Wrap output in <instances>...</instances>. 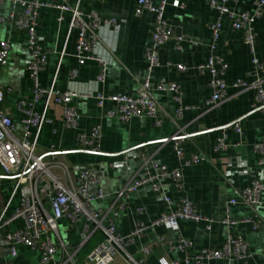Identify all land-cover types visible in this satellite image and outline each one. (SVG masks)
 Returning a JSON list of instances; mask_svg holds the SVG:
<instances>
[{
  "label": "crops",
  "instance_id": "0c3cea01",
  "mask_svg": "<svg viewBox=\"0 0 264 264\" xmlns=\"http://www.w3.org/2000/svg\"><path fill=\"white\" fill-rule=\"evenodd\" d=\"M52 3L53 0H40ZM157 4L160 0H152ZM181 7H167L165 16L175 32L184 37L179 49L173 42L167 43L160 51L159 66L151 74L154 85L159 82L174 83L182 93V115L178 117L177 103L168 90H153L152 95L158 104V116L161 125H156L150 118L132 119L122 122L117 117H109L107 112L113 104L107 102L99 107L94 98L98 91L107 96L116 93H127L135 96L140 84L148 74L146 50L153 44V33L156 16L145 12L136 16L134 9L137 0H82L79 9L88 20L93 12L101 17L102 28L99 32L100 46L98 53L107 62V75L104 83L97 82L100 72L99 63L91 60L78 66L76 55V32L72 33L68 42V24L70 14L64 15L59 21L61 12L52 7H45L39 13L38 41L48 53V66L41 74L43 87H48L54 77L65 47V56L58 70L56 89L61 92H75L77 97L72 104L80 114L79 131L90 136L94 127L101 130L100 153L93 154L79 148L76 140L77 131L67 127L63 110L60 105H53L47 115L51 119L46 123L39 135L38 144L42 155L50 154L60 164L71 166L72 173L77 176L82 171L96 173L101 179L103 197L93 204V209L107 212L103 220L109 226V219L114 217L113 200L125 186L146 177L147 172H155L153 163L166 166L169 171L180 170L184 189L179 190L170 176L160 180L162 189L172 200L171 205L165 204L154 190L151 182L143 183L128 198L119 201L125 203L114 219L116 231L125 236L133 231L137 222H152L160 214L176 208L182 196L188 197L197 206L207 222H180L178 234L169 232L162 227L148 230L129 244L125 250H118L115 264H133L134 260H143L146 264H159L162 258L182 260L178 250H170L167 241H176L179 234L194 244L191 257L199 254L204 248H220L229 238H243L249 244L250 256L244 261L221 259L207 264H264V205L254 210L244 205L231 207L228 203L232 198L240 199V191L259 181L264 186V156L255 145L264 139V114L253 107L254 90L235 89L232 84L238 80L252 82L256 79L251 54L244 42L243 32L232 28V18L222 19V31L216 41L213 37L211 24L217 19L218 13L209 7L205 0H179ZM257 0H230L229 8L236 12H249L254 15L258 9ZM75 6L78 0H69ZM20 11V7H16ZM8 17L12 12L10 4L0 10ZM116 20V25L108 26L106 20ZM256 34V57L264 63V10L253 24ZM10 44L6 64L0 66V88L5 91V106L10 110L15 125V136L23 138L26 126L23 114L18 109L19 101L25 100L33 104L34 110L41 112L42 101L36 102L32 90L31 79L27 67L31 61L28 48V35L21 31L13 22L0 25V42ZM210 58L226 66L223 78L229 89L227 97L216 106L209 105L212 90L209 87L211 74L200 73L193 68L206 64ZM177 64L189 70L181 72ZM73 68L78 76L71 78ZM167 86V85H166ZM88 95V96H85ZM241 126L242 134L232 128L233 124ZM226 128L228 140L235 147H230L221 155L213 150L216 139ZM34 133V129H31ZM186 139L184 159L179 160L174 151L175 135ZM146 149L152 156L151 163L144 167L139 151ZM199 154L204 160L186 165L192 154ZM53 174L64 179L63 171L57 167ZM0 209L9 199L14 180L3 174L0 168ZM74 179L69 180L71 184ZM97 187H91L90 193L95 194ZM264 198V191H263ZM20 199L18 193L9 208L13 212ZM139 210V212H138ZM229 217L234 225L226 223ZM251 218L260 221L258 229L254 223H244ZM73 228L67 221L60 222V236L69 246L76 248L83 238L82 225ZM18 223L13 227H17ZM164 238V241L160 239ZM104 232L97 231L92 239L79 251L75 264H81L86 255L102 240ZM148 249V252L144 251ZM39 248L20 247L18 255L11 258L0 249V264H38L42 258ZM63 260V252L58 250L54 262ZM54 262L48 264H54ZM194 264V261L192 262Z\"/></svg>",
  "mask_w": 264,
  "mask_h": 264
},
{
  "label": "built area",
  "instance_id": "2783aa9c",
  "mask_svg": "<svg viewBox=\"0 0 264 264\" xmlns=\"http://www.w3.org/2000/svg\"><path fill=\"white\" fill-rule=\"evenodd\" d=\"M82 0H78L75 6L70 5L69 0H53L52 3L40 0H0V10L6 4L12 8L11 14L5 16L0 12V25L5 22L15 21V25L28 35V48L31 61L27 67V74L31 79L32 90L36 102L42 101L41 112L34 110L33 104L25 100L19 101L17 107L23 114V123L26 126V133L23 138L15 136V125L11 117L10 110L5 106V91L0 88V168L5 176L14 180V185L9 199L0 209V249H3L11 258L18 255L20 247L39 248L42 251V258L38 264H48L54 262L56 252H63V260L54 264H75L79 251L92 239L94 234L101 230L104 232V239L97 244L85 257L81 264H115L118 250L125 248L134 242L138 237L143 236L148 230L162 227L165 230L178 234L181 230L180 222H207L201 215L197 206L186 196L179 199L176 208L160 214L152 222L146 224L137 222L133 231L128 235H121L116 231L114 219L119 211L124 209L125 203L120 202L121 198H128L129 194L136 191L143 183L151 182L154 190L159 194L162 201L168 206L172 204L171 198L164 193L160 180L165 176H170L179 190L184 189L183 178L180 170L169 171L166 166H158L153 163L155 172H147L144 179L135 181L131 185L120 190L113 200L112 210L114 217L109 219V226L103 224L107 212L100 209H93V204L103 197L101 189V179L96 173L82 171L77 176L72 173L71 166L60 164L53 154L47 157L42 155L38 144L39 135L43 126L50 123L51 119L47 113L53 105H60L63 110L64 121L67 127L77 131V144L83 151L93 154L100 153L101 130L99 126L92 129L90 136L80 132V114L72 104V100L77 97L75 92H61L56 89L58 70L65 54V47L60 53V59L54 77L48 87H43L40 81L41 74L48 66V53L43 49L38 41L39 13L42 8L52 7L61 12L59 21L64 20L65 14H70L68 33L66 42L76 32V59L78 66L84 65L87 61L94 60L99 63L100 72L97 76L98 83L106 81L107 62L100 56L98 49L100 46L99 32L102 23L101 17L93 12L86 20L79 9ZM98 1V0H91ZM210 8L214 9L218 15L211 30L214 39L217 41L222 31V19L225 16L232 18V28L241 30L244 42L253 54L252 64L256 74V79L252 82L238 79L232 86L235 89L254 90L255 100L253 107L264 114V63L256 57V34L253 30L255 20L264 10V0L255 2L258 11L252 15L249 12L236 13L232 11L228 3L230 0H205ZM181 7L179 0H160L154 4L152 0H137L134 13L141 16L145 12H150L156 16L155 30L152 36L153 44L146 50L148 74L140 84L136 95L127 93H116L107 96L98 91L94 98L99 107H104L107 102L113 104L107 112L109 117H117L122 122L130 120L150 118L156 125H161L158 116V104L152 95L153 90H168L173 94V99L178 105L176 115H182V93L174 83L165 84L159 82L154 85L151 81V74L159 66L160 51L170 42H173L179 49L184 42V37L177 34L172 28L165 13L168 6ZM20 7V11H16ZM105 24L116 26V20L108 19ZM10 51V44L6 41L0 42V66L6 64V59ZM176 68L181 72L189 69L177 64ZM226 66L210 58L206 64H199L194 70L211 74L209 87L212 90L210 101L211 106H216L227 97L229 86L223 78ZM71 78L78 76V70L73 68L70 72ZM167 85V86H166ZM88 96V95H85ZM234 131L242 134L241 126L238 123L232 125ZM34 129V133L31 129ZM174 141V151L179 160L184 159V136L175 135L171 138ZM228 140L226 128L216 139L213 146L215 153L221 155L231 146L235 147ZM257 151L264 156V139L255 145ZM142 165L146 167L151 163L150 156L146 149L139 151ZM204 160L199 154H192L190 160H186V165H191ZM59 167L63 171L64 179L57 178L53 170ZM73 180L71 184L69 180ZM1 182V179H0ZM97 187L95 194L90 193L91 187ZM264 186L259 181H253L250 186L240 191V199L232 198L228 203V213L235 205H244L254 210L259 205H264ZM20 193L17 208L11 212L9 210L13 199ZM139 212V210H138ZM67 221L71 227L76 228L81 223L83 238L79 245L74 248L67 245L60 236V222ZM254 223V228L258 229L260 221L254 222L251 218L244 220V223ZM18 223L17 227H13ZM226 223L234 225L235 222L226 219ZM164 241V238L160 239ZM170 250H178L182 255V260H170L165 258L159 264H207V262L229 259L234 261H246L250 256L249 244L243 238L229 237L220 248H204L199 254L191 257L194 244L191 240L179 234L176 241H167ZM148 252L147 248H144ZM4 264H14L5 262ZM35 264V263H33ZM133 264H146L143 260H134ZM237 264V263H236Z\"/></svg>",
  "mask_w": 264,
  "mask_h": 264
}]
</instances>
